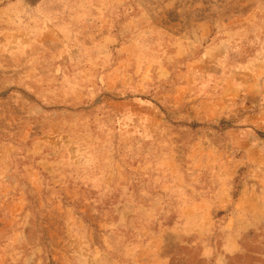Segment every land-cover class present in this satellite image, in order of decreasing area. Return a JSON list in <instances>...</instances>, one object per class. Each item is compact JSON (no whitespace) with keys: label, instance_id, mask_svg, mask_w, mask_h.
<instances>
[{"label":"rangeland","instance_id":"rangeland-1","mask_svg":"<svg viewBox=\"0 0 264 264\" xmlns=\"http://www.w3.org/2000/svg\"><path fill=\"white\" fill-rule=\"evenodd\" d=\"M0 264H264V0H0Z\"/></svg>","mask_w":264,"mask_h":264}]
</instances>
